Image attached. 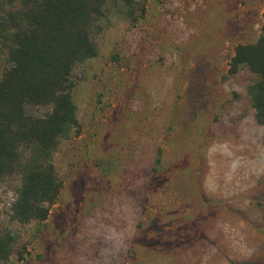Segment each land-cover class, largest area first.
<instances>
[{
    "label": "rangeland",
    "instance_id": "1",
    "mask_svg": "<svg viewBox=\"0 0 264 264\" xmlns=\"http://www.w3.org/2000/svg\"><path fill=\"white\" fill-rule=\"evenodd\" d=\"M263 12L264 0H108L96 56L71 72L76 125L49 157L46 219L17 221L21 175L0 176V264H264L256 76L230 72Z\"/></svg>",
    "mask_w": 264,
    "mask_h": 264
},
{
    "label": "trees",
    "instance_id": "2",
    "mask_svg": "<svg viewBox=\"0 0 264 264\" xmlns=\"http://www.w3.org/2000/svg\"><path fill=\"white\" fill-rule=\"evenodd\" d=\"M107 2L0 0V46L6 64L0 74V176L21 175L13 205L19 222L45 220L44 204L57 197L49 157L76 125L71 72L77 63L96 56L91 29ZM240 67L256 76L250 95L255 118L264 127V23L256 42L236 46L230 72ZM26 104L47 111L33 117L25 113Z\"/></svg>",
    "mask_w": 264,
    "mask_h": 264
}]
</instances>
